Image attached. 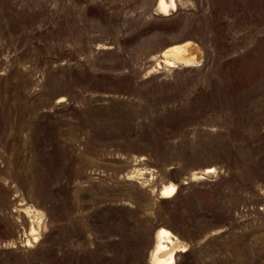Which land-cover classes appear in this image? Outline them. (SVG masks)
<instances>
[{
    "label": "rangeland",
    "instance_id": "obj_1",
    "mask_svg": "<svg viewBox=\"0 0 264 264\" xmlns=\"http://www.w3.org/2000/svg\"><path fill=\"white\" fill-rule=\"evenodd\" d=\"M158 2L0 0V264H264V0Z\"/></svg>",
    "mask_w": 264,
    "mask_h": 264
},
{
    "label": "bare ground",
    "instance_id": "obj_2",
    "mask_svg": "<svg viewBox=\"0 0 264 264\" xmlns=\"http://www.w3.org/2000/svg\"><path fill=\"white\" fill-rule=\"evenodd\" d=\"M170 8H175L174 0H159L158 9L161 13H166ZM165 64L173 63L174 60L184 64L197 62L201 58V51L196 44L186 40L180 44L168 47L161 56ZM175 189L174 185L164 186L161 195L167 196ZM187 243L177 238L170 230L158 228L154 234V245L149 255L150 264H173L175 252L184 250Z\"/></svg>",
    "mask_w": 264,
    "mask_h": 264
}]
</instances>
